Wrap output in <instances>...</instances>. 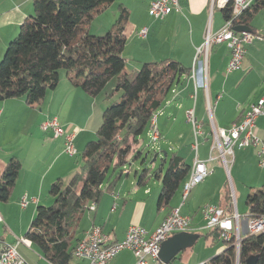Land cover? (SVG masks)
Wrapping results in <instances>:
<instances>
[{
  "label": "crops",
  "instance_id": "0c3cea01",
  "mask_svg": "<svg viewBox=\"0 0 264 264\" xmlns=\"http://www.w3.org/2000/svg\"><path fill=\"white\" fill-rule=\"evenodd\" d=\"M116 1L118 3L116 9H110L114 18L118 15L120 5L126 7L130 12V18L126 25L127 42L123 55L130 54L132 57L138 58L135 60V69L146 62L174 59L190 69L191 73L196 49L204 43L206 32L219 31L225 21L222 9L212 7L213 0H180L181 11L173 12L163 20H156L149 15V7L153 0ZM32 12L33 0H0V60L4 56L8 43L17 36L21 24ZM252 25L256 32L253 34L255 38L252 43L246 45L247 53L240 69L227 73L226 68L230 60L231 50L226 43L216 44L210 48L208 90L206 91L199 86L196 100V116L204 123L201 155L198 148L199 160H208L211 151L208 143V140L212 138L210 124H207L204 116H201L204 111L208 113V102L212 107L211 102L217 103L216 115L213 116L212 112L215 125L218 128L228 129L233 123L240 121L259 99L264 98V8L257 13ZM107 27L110 26H101L98 31H104ZM145 27L148 28V34L146 38H142L139 33ZM135 51L139 54L132 55ZM125 59L127 64V58ZM126 72H130V70L126 69ZM245 82H247L245 91L247 95L238 96L236 99L231 91L234 94L235 90H238ZM220 88L229 89L231 100L222 101L224 98L220 95ZM194 90L195 84L190 74L184 76L182 82L172 90V94L165 104L173 105L175 103L177 109L184 110V119L188 125L190 124L186 117V111L191 108ZM100 95L97 97L89 95L69 82L66 73L61 72L58 86L48 91L46 99L40 107H30L23 98L0 101V125L1 129L4 128V138L0 137V172L13 157L21 162V169L9 200L4 203L0 202V222L4 220L11 229V232L8 233L11 238L6 239L5 236H2L0 243L13 244L17 237H24L36 215L38 206L51 205L52 196L48 195L51 185L58 179L65 182L78 169V161L75 158L80 151L79 149H83L89 139L91 140V137L96 135L95 129L99 126L101 113L105 109V96L100 97ZM199 104L200 109L198 110ZM221 106H223L222 109ZM25 116L29 119L35 116L36 122L29 121L28 123L23 120ZM52 116L59 118L67 132L76 134L75 146L77 151L75 155L71 156L64 151V139L62 137H55L51 130L42 129V123ZM175 116V109H172L169 112V117L174 118ZM256 132L264 140V114L257 118ZM252 156H257L253 147H249L246 151L240 149L238 151V157L243 163L250 161ZM235 159L236 156L233 161ZM191 165L193 168L194 161ZM207 166L213 172L202 183V186L208 184L207 194L211 192L215 198L220 199V207L232 210L229 208L230 192L225 169L219 159H216V162L215 160L207 162ZM129 174L130 169L124 170L114 189L118 187L123 177H127ZM149 180L145 185H140L137 181L136 186L145 187ZM137 187L132 192H135ZM114 189L106 190L103 193L95 209L90 208L92 202L89 204L87 212L93 211V213H89L93 216L89 218V223L84 224L87 212L84 214L78 230L79 240L86 231L94 226L101 227L103 232L109 234L112 241L123 240L128 228L132 225L140 226L151 233L176 208L180 209L182 215L192 217L189 232L199 234V239L203 236L201 230L204 229L214 236V242L221 238L217 231L207 227V223H204V217L201 216L200 219L196 220V213L204 204H198L195 195L191 197L188 208L184 209L186 205H183L184 199L181 202L183 198L182 187L173 196L170 205L161 209L158 205L155 206V198L153 199L151 195L144 198L143 195L135 193L129 197L117 192L120 195L117 194L116 198L111 196L103 199L106 192L113 194ZM145 194H150V191L145 190ZM23 197H26L28 201L25 207L21 205ZM193 201L197 204L196 210H190ZM247 232L246 214L241 235H245ZM195 244L181 251L169 264L181 258L183 253L193 249ZM19 248L24 257L32 264H50L40 253H36L32 246L21 244ZM223 249L224 246L219 245L213 254L216 255ZM73 260H75L73 264H87V261L83 259L74 257ZM204 261L207 260L202 257L184 264H201ZM109 264H135V256L132 251L124 250ZM149 264L164 263L160 259V261L149 260Z\"/></svg>",
  "mask_w": 264,
  "mask_h": 264
},
{
  "label": "trees",
  "instance_id": "16d2710c",
  "mask_svg": "<svg viewBox=\"0 0 264 264\" xmlns=\"http://www.w3.org/2000/svg\"><path fill=\"white\" fill-rule=\"evenodd\" d=\"M116 0H33V12L7 45L0 60V101L23 98L30 107H40L48 91L60 82V71L74 86L93 97L104 92L115 78L118 101L107 104L101 122L95 129L96 139L82 150L78 169L65 183L55 181L50 188L53 202L37 208L24 238L32 243L50 263L73 264L74 249L79 242L78 230L91 202L100 201L106 190H112L124 170L142 155L138 145L149 132L151 120L182 82L190 69L174 59L143 63L140 69L126 72L123 51L127 42L126 25L129 10L119 6V17L103 36L91 34L92 22ZM230 4L222 9L224 19L230 17ZM264 0H255L234 23L252 25ZM112 94H105L110 100ZM166 162V160H164ZM164 165L154 175L163 171ZM21 169V162L11 158L0 172V202H7ZM192 165L177 152L172 153L158 200L159 209L168 207L173 196L187 181ZM145 168L138 184L152 177ZM231 208V201H229ZM247 220L264 216V184L246 198ZM216 231V230H215ZM226 247L201 264H264V233L241 235L237 250L235 237L225 241Z\"/></svg>",
  "mask_w": 264,
  "mask_h": 264
},
{
  "label": "built area",
  "instance_id": "2783aa9c",
  "mask_svg": "<svg viewBox=\"0 0 264 264\" xmlns=\"http://www.w3.org/2000/svg\"><path fill=\"white\" fill-rule=\"evenodd\" d=\"M250 0H213L212 7L227 8L230 4V17L225 19L222 28L214 33L207 31L204 43L196 49V57L190 77L194 80L195 90L192 93L193 107L186 111L188 123L192 126L195 144L194 169H191L187 181L182 187V196L186 200L190 191L198 184L204 182L213 172L207 166V162L216 159L222 160L225 168L229 171L233 163L228 160V155H234L233 148L239 149L251 146L256 150L260 166H264V140L256 132V121L264 114V98L259 99L252 108L246 112L243 118L232 124L228 129L218 128L212 119L213 107L208 102L207 111L210 116V133L212 135V147L209 159H198L199 137L203 135L204 123L196 116V100L198 87L208 90V55L211 46L226 43L231 50L230 60L226 71L232 73L241 68L247 53L246 45L252 43L255 36L249 32H236L234 20L247 10V2ZM181 11L180 0H153L149 7V15L156 20H163L173 12ZM148 28L141 29L139 35L146 38ZM198 66V68H196ZM1 114V111H0ZM157 114L151 120L150 137L153 142L161 138L157 123ZM42 129L51 130L55 137L64 139V151L73 156L76 154L74 132H67L57 116L47 118L41 125ZM217 150V156L213 151ZM26 197L21 200L23 207L27 206ZM97 204L91 203L90 208L95 209ZM223 208L217 205L207 204L202 209L207 227L216 230L224 241L235 237L237 250L241 243V217L233 209ZM192 217L182 215L179 208L172 210L160 225L151 233L146 229L132 225L127 230L126 236L121 241H112L109 234L103 232L99 226H94L79 240L74 249V257L87 261V264H109L119 253L124 250L132 251L135 256V264H149V260L160 261L161 244L174 234L189 232L191 230ZM248 231L251 234L264 233V216L248 220ZM32 246V243L24 237L17 238L13 244L0 243V264H32L20 251V245ZM53 264V263H50Z\"/></svg>",
  "mask_w": 264,
  "mask_h": 264
},
{
  "label": "rangeland",
  "instance_id": "374dc122",
  "mask_svg": "<svg viewBox=\"0 0 264 264\" xmlns=\"http://www.w3.org/2000/svg\"><path fill=\"white\" fill-rule=\"evenodd\" d=\"M130 2H134L130 0ZM117 1L112 4L109 8V10H106L92 22L90 26L91 34L95 36H103L111 29L114 24L116 23V20L119 17L118 15H113L112 8L117 7ZM110 11V12H109ZM262 24V20L260 21ZM110 26L107 29L105 28L104 31H98L101 26ZM263 28V27H261ZM139 54V52L135 51L132 53ZM125 56V55H124ZM125 58H127V64L126 69L130 71L137 70L135 69L134 65L136 64L135 60L137 57H132L130 54L126 55ZM138 59V58H137ZM142 65H139L138 69H140ZM61 72L65 73V70H61ZM116 79L114 78L104 89V92L100 95V97H104L105 94H112L110 100H105V108L107 104H111L113 102H116L120 99L121 93L115 92V85ZM246 88H247V82L243 83L238 90H235L234 94L233 91H231V94L237 99L238 96L243 97L246 96ZM221 89V88H220ZM221 97L224 99L223 102H228L231 100V95L229 92V89H221L220 92ZM220 97V98H221ZM173 103V100H172ZM213 104V116L216 115L217 112V103L211 102ZM194 101L191 102V107H193ZM223 106H221L222 109ZM172 109H175L176 116L174 118L169 117V112L172 111ZM200 109V104L198 105V110ZM206 109V108H205ZM162 111L158 112L157 115V122H158V128L161 134V138L157 142H153L150 133L147 132L143 135L142 141L138 145V151L142 152V155L138 158L134 159L129 166L130 174L126 177L124 176L120 184L117 188L114 189L113 194L107 193L104 195L103 199L105 197H117L116 195L120 194L128 195L129 197H132L133 194L138 193L143 195L144 198H147L149 195L155 198V206L158 205L159 195L162 187V178L166 172V169L168 167L169 161L172 157L173 152H177L178 156L182 157L187 163L192 164L195 159V150L191 148V144H195V138L193 135V131L190 125L186 124L184 119V110L177 109L175 107V103L173 105L167 104L161 109ZM201 116H204V119L207 124L211 125L210 122V116L209 114L204 111ZM23 120L32 122H36V117H23ZM209 122V123H208ZM205 131V130H204ZM0 137L4 138V128L1 129L0 125ZM202 136L199 137V154L202 153ZM96 139V135L91 137V140ZM90 140V139H89ZM209 146L212 147V138L208 140ZM251 148V146L242 148L240 150H248V148ZM79 153L76 156V160L78 161V165L81 164L82 161V148L79 149ZM238 146H235L233 148L234 155L229 156L228 160L232 161L233 163L229 167V171L226 170L222 160H219L221 165L226 171V181L228 185V190L230 192V201L231 204H233L234 211L240 215L241 218V228L243 227V221L245 220V215L247 214V205H246V198L250 194H254L255 192L259 191L264 184V167L262 168L259 164V159H257V156H252V159L250 161H246V163H243L241 159L238 157ZM213 155L217 156L218 151L214 150ZM165 153L167 154L165 156ZM235 161L233 159L235 158ZM166 160V162H164ZM216 162V160H215ZM164 165L163 171L159 173L161 176V179L156 178V172H158V169L161 168V166ZM145 168H152V177L150 178L148 184L145 187H137L136 183L139 179V176L141 175L142 171ZM155 174V175H154ZM67 180L65 181V183ZM203 183V182H202ZM202 183L195 186L191 193L189 194L188 198L185 200L183 205H186L184 209L188 208L189 201L192 196L195 195L196 202L201 205H220V199L215 198V196L210 192L207 194L208 191V184L205 186H202ZM209 183V182H208ZM200 185V186H199ZM136 188L135 192H132V190ZM145 190H149L150 194H145ZM50 190H48V195ZM119 192V193H117ZM119 194V195H120ZM47 195V196H48ZM178 195V194H177ZM52 202L53 198L51 197ZM183 202V198L181 200ZM193 201V203L190 206V210H196L197 204ZM4 203V202H3ZM47 204V203H46ZM52 204V203H51ZM4 205V204H3ZM203 205V207H204ZM46 206V205H45ZM49 206V205H48ZM203 207L197 211L196 213V220L200 219L202 215V209ZM93 211H88L87 215L84 220L85 223H89V218L93 216ZM189 212V211H188ZM193 212V211H192ZM190 213V212H189ZM4 214V213H3ZM89 214V215H88ZM204 223H207L206 220H204ZM129 229V228H128ZM27 231V230H26ZM11 232V229L6 225L4 220H1L0 222V238L2 236H5L7 238H11L8 236V233ZM203 236L198 239L193 249L188 250L186 253L182 254V257L179 259H176L172 262V264H184L187 262H193V260L197 258H206V260H209L212 256H214L213 252L219 245H223L224 248L226 246V243L223 239L220 238V240L214 242L215 238L212 234H209L207 230H201ZM21 238V237H17ZM16 238V239H17ZM22 249V248H21ZM39 253V251H36V253ZM213 254V255H212ZM24 256V255H23ZM118 259V258H116ZM73 263H75V260H73Z\"/></svg>",
  "mask_w": 264,
  "mask_h": 264
},
{
  "label": "water",
  "instance_id": "95a60500",
  "mask_svg": "<svg viewBox=\"0 0 264 264\" xmlns=\"http://www.w3.org/2000/svg\"><path fill=\"white\" fill-rule=\"evenodd\" d=\"M236 32H252L249 26L237 25L234 27ZM167 154L165 153V156ZM200 235L192 232H181L172 235L161 244L160 259L164 264H169L181 251L192 247L199 239ZM255 259L251 258L247 264H255Z\"/></svg>",
  "mask_w": 264,
  "mask_h": 264
},
{
  "label": "bare ground",
  "instance_id": "6f19581e",
  "mask_svg": "<svg viewBox=\"0 0 264 264\" xmlns=\"http://www.w3.org/2000/svg\"><path fill=\"white\" fill-rule=\"evenodd\" d=\"M255 0H250L249 2H247V9L252 5V3H254ZM194 169V165H193V168ZM169 216V215H168ZM78 244V243H77ZM77 246V245H76Z\"/></svg>",
  "mask_w": 264,
  "mask_h": 264
}]
</instances>
